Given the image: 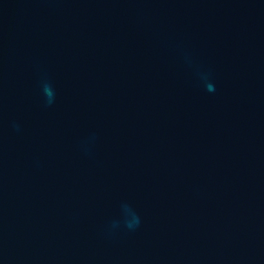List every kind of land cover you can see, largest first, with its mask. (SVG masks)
<instances>
[{
  "label": "water",
  "instance_id": "1",
  "mask_svg": "<svg viewBox=\"0 0 264 264\" xmlns=\"http://www.w3.org/2000/svg\"><path fill=\"white\" fill-rule=\"evenodd\" d=\"M0 264H264V0H0Z\"/></svg>",
  "mask_w": 264,
  "mask_h": 264
},
{
  "label": "clouds",
  "instance_id": "2",
  "mask_svg": "<svg viewBox=\"0 0 264 264\" xmlns=\"http://www.w3.org/2000/svg\"><path fill=\"white\" fill-rule=\"evenodd\" d=\"M207 87H208V90H210V91L212 90V86L211 85H208ZM44 92L47 95V97L49 98L48 102L51 103L52 102V98L54 96V93H53L50 85H48V84L44 85Z\"/></svg>",
  "mask_w": 264,
  "mask_h": 264
}]
</instances>
